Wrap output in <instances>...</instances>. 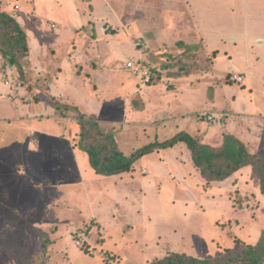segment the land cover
<instances>
[{"label":"rangeland","instance_id":"obj_1","mask_svg":"<svg viewBox=\"0 0 264 264\" xmlns=\"http://www.w3.org/2000/svg\"><path fill=\"white\" fill-rule=\"evenodd\" d=\"M60 3L56 9L52 7L53 0H0V10L17 16L27 34L31 75L18 79L13 69L14 73L5 80L12 85L21 83L22 92L28 93L26 99L21 97L23 102L40 103L45 109V55L50 56V48L59 47V56L70 44L69 52L99 53L96 61L107 73V90L95 79L91 84L92 97L87 89L91 91V86L82 89L79 84L75 85L76 91L62 89V96L68 102L66 95H74L69 103L74 102L79 112L91 118L97 116L101 128L117 134L119 148L129 154L149 141L144 140L146 137H135L132 125L124 124L117 116L123 113L121 95L119 105L112 96L123 91L124 86L119 82L122 74L113 72L136 56L132 42L139 40L143 48L148 47L140 51L148 58L142 62H148L147 67H154L160 74L153 73L152 81L170 87L175 82L172 78L190 75L196 84L202 81L221 86L215 90L214 106L225 104L223 90L230 88L234 94L246 93L255 108L262 111L264 0H83L79 3L61 0ZM116 13L119 16L115 25L104 16L113 18ZM72 22L80 26L76 30L78 34L71 29ZM45 33L57 37L45 39ZM257 38L263 41L260 47L255 46ZM54 42L59 46L50 47ZM205 43L212 53L207 54ZM245 48L251 52V58L253 54L261 56V89L256 88V79L254 83L249 78L245 85L231 80V68L239 72L245 66ZM80 60L75 57L71 64L77 72L76 64H81L79 72H84L89 60ZM137 79L130 77L132 81ZM33 86L40 89H32ZM56 92L47 93L46 100L53 104ZM94 92L110 102L97 99ZM205 92L207 97H213L210 88ZM131 97L137 101L134 94ZM68 106L64 116L57 119L56 130L48 128L45 132V119L40 117L0 123V264H150L172 251L201 258L215 257L237 251L239 243L234 238L246 244L255 241L263 228L264 201L238 197L232 180L225 181L221 188L226 191L220 195L208 191L206 186L181 187L170 176L169 168L154 173L148 165V174L138 172L143 162L152 165L147 157L136 161V179L127 177L130 182L126 187L121 185L122 196L127 192L128 198L117 197L113 188L116 179L85 174L80 167L83 162L78 165L79 183L74 177L54 172L48 174L57 177L51 183L45 177V160L39 152H47L54 146L48 135L56 132L60 133V139L76 143L78 111ZM48 120L55 122L52 118ZM79 152L87 161L86 154ZM86 164L89 168V163ZM34 166L43 168L39 175L31 170ZM216 243L225 248L219 247L224 254L211 251L218 250ZM205 249L208 251L203 252Z\"/></svg>","mask_w":264,"mask_h":264},{"label":"crops","instance_id":"obj_2","mask_svg":"<svg viewBox=\"0 0 264 264\" xmlns=\"http://www.w3.org/2000/svg\"><path fill=\"white\" fill-rule=\"evenodd\" d=\"M60 1L58 2L57 0H53L54 5L52 7L56 9L60 7ZM79 1L83 0H72L73 3H79ZM118 14H113V18L107 16V14L104 16L106 17V19L107 17L110 19V23L111 21H114L112 23L115 25L118 21ZM88 16L90 17V15H86V17ZM74 22L70 23L72 25L71 29H74V32H77L76 30L80 26L76 27ZM70 34L72 35V33ZM52 37V34L49 35V33H45V39L52 40L54 38ZM56 37L57 35L55 36V38ZM137 42H139V40H137L136 42H132L137 51L136 56L130 57L128 60H126L125 63H123L124 65L122 64L123 66L121 68L117 67L118 70H115V72H113L118 75L122 74L119 82L120 84H123L124 90L118 94L115 93L116 96L114 94L112 96L113 102H115L116 105H119L118 101L122 100L120 109L123 108V113L122 115L118 113L117 116H120V118L123 119L122 122L124 124L132 125L131 129L133 130V134L135 137H146L144 138V140H147L149 142H153L155 140L163 141L172 137L179 131H184L189 133L191 136L199 138L201 142L211 145H220L222 142L223 134L230 133L239 138L245 144L249 152H264V104L262 105V111L259 112L246 93L238 91L237 94H234L232 91H230L232 89L224 88L223 91L225 93L226 99L225 104L219 107L214 106L215 90L217 88H221V86L218 87V85H213L210 82L206 84V82L202 81L196 84V81H192V76L190 75L172 78V80H175V82L172 83L170 87H168L164 82H156L155 79L153 81L152 79L147 81L145 78L146 75L144 73H148L149 76L151 75L149 74V68L142 64L143 59L148 60L147 56L142 52L145 48L148 47H146L145 45V48H143L144 45L140 42L141 45H139L140 48H138L139 46H136ZM262 44L263 41L261 40V38H257L255 46L260 47ZM52 45L59 46L58 42H54L49 46L51 47ZM46 47H48V45H45V48ZM69 47L65 48L62 56H59V53L61 51H59V47L50 48V56L45 55V103H47L45 104V109L39 106L40 103L23 102L24 100H22L21 97L25 96L26 99L28 93L22 92L23 88L21 86V83L20 86H18V83H14L13 85L10 83H6V76L14 73V70L9 65H6L5 67L2 66V58L0 55V94H2L0 95L1 124H7L8 122L6 121L8 120H10L11 122H19L23 119L32 121L37 120V118L40 117L45 119V132H47L46 129L48 128L56 130V128H58L57 125H59L57 124V119L59 118V116H61V114L56 110L54 103L56 101H59L62 104H67L75 107L78 106L74 102L69 103V101L73 100L74 95H66L69 98V101L64 102V99L66 98L62 96V89L76 91V84H79L82 89L91 86V91L89 90V88L87 89L88 95L92 97V91L94 90L91 84L95 83L96 79L101 81L100 83L102 84V86L105 85V88H103L104 91L107 90L106 85H109L107 73L105 70H102L103 68L101 69L98 66L99 62L96 61L99 53L96 54L92 51L89 52V50H86L85 52L82 51L81 53L69 52L67 51ZM203 47L207 54L212 53L211 51H208L207 43H205ZM81 48L82 46L80 47V49ZM245 50V66H242L239 72L237 71V69L235 71L234 67L231 68V71H233L232 74H240L242 79L241 81H237L231 77V80L245 85L249 78H251L252 81L253 79H256V88L261 89V78L263 76L262 71L259 67L261 56L253 54V57L251 58V52L249 51V49L245 48ZM75 57L81 58L80 61H84V58L85 61L86 59L89 60V62L86 63L88 67L87 70L84 69V72H79L82 68H80L81 64L77 62L76 65H78V72L74 70L75 67L72 66L71 62ZM29 59L32 63L30 56ZM36 61L38 63V60ZM128 62H132L133 65L139 64L141 72L139 74H134L132 72V69L127 67ZM25 74L28 77H30L29 75H31L27 68L25 69ZM83 74H88L89 76H84ZM13 75L14 77H17L15 74ZM208 75H211V73H208ZM130 77H136L138 79L132 81L130 80ZM206 77L210 78L208 76ZM207 88H210L213 91V97L206 96L205 90ZM32 89L37 88L36 86H33ZM38 89L40 88L38 87ZM53 90H58V92H56V95L54 96L55 99H53L54 103L52 104L49 100L46 99L48 98L47 93L51 94ZM132 94L135 95L137 101L132 100ZM98 96L99 94L95 95L97 99H101L103 101L108 99ZM119 96L121 100L119 99ZM74 100H76L77 102V99ZM108 102H110L109 99ZM134 102H136L137 105H135ZM114 106L115 104L112 107ZM195 107L199 109L196 110ZM82 113H84L88 118H91L85 112ZM115 115L112 116L115 118ZM209 116H211V119H209ZM9 117L10 119H8ZM92 117L93 118L91 119H94L98 122L101 121L99 118H97V116L96 118L94 116ZM110 117L105 116V118ZM49 118L55 120L56 124L55 122L48 120ZM207 118L209 119V121L207 120ZM43 134L45 135V133ZM59 134V132H56L53 135L49 134V139H51L50 143L54 146H51L49 150H46L47 152H39L43 153L41 154V156L45 160V177L49 181L52 178H57L48 176V174L54 172L56 175L62 176L65 174L69 178L74 177L77 180V183H79V181L81 180L78 170V165L80 162H83L80 167L83 168V172H85V174H92L94 173V171L89 169L91 168L90 166L88 168L86 164L88 160L86 161L84 155L79 152L80 150L75 146V142L73 140L65 138L66 136L64 137L65 140L63 138L60 139L61 137L58 136ZM115 138L116 141H118L117 134ZM61 144L63 146H61ZM117 144L119 145V142H117ZM147 157H150L148 160H150L153 166L148 162H143V164L138 167V172L140 171L142 175L149 173V166L152 167L154 173L169 168V173H171L170 176L175 179L177 183H180L178 186H184L186 188H191V185H199L200 187L206 186L208 191H216L219 195L223 193V191H226L222 190V188H224L223 185H225V181L232 180L234 182V189L238 191H235V194L238 197H252V195L255 194L256 198H261L264 201V196L259 192L258 181L256 180L250 166H245L239 169L224 181L206 183V181L200 176L197 169L192 165L189 151L183 142H178L170 148L153 151L152 153L142 156L140 159H146ZM160 158H164V160L160 161ZM135 163L133 169L126 173L113 176H100L96 173H94V175L116 179V183L113 185V188H116L117 197L120 196L121 198H128L127 192H125L126 195L122 196L120 188L121 185L122 187H126L127 183L130 182L127 181V177L130 178L132 176L134 177V179H136ZM27 166L31 167V165L29 164H27ZM31 170L34 171L36 175H39V172H41L43 168L40 166L39 169H37V166H34V168ZM75 175H77L78 178H76ZM57 181H53V183H57ZM142 181L145 182V180ZM77 183V186L80 185ZM220 184H222V186L219 187ZM141 187H144L142 183ZM249 187L251 188L250 191L249 189H247ZM118 201L121 204L123 202L122 200ZM260 220H262V218ZM262 223V226H264V220ZM220 246L221 245L216 243V247L218 248V250L213 249L211 251H214L217 254H224L225 251L222 249L224 251L223 252L221 249H219ZM239 246L240 245L238 244V248ZM205 251L208 250L205 249L203 252Z\"/></svg>","mask_w":264,"mask_h":264},{"label":"trees","instance_id":"obj_3","mask_svg":"<svg viewBox=\"0 0 264 264\" xmlns=\"http://www.w3.org/2000/svg\"><path fill=\"white\" fill-rule=\"evenodd\" d=\"M0 54L3 67L9 65L15 70L18 79L25 78V69L29 70L31 65L27 34L17 17L5 10H0ZM142 64L147 66L148 62ZM148 70L151 75L149 80L153 79V73L160 75L154 67ZM54 106L61 116L69 107L59 101ZM71 109L77 110L75 106ZM76 122L79 130L75 146L86 154L89 166L97 175L113 176L129 172L142 156L183 142L189 151L192 165L206 183L224 181L239 169L250 166L258 181L259 192L264 196V152H249L245 144L230 133L223 134L220 145H211L187 132L179 131L168 139L149 142L124 154L114 133L103 130L98 121L78 111ZM242 198H256V195ZM245 205L249 206V203ZM233 241L239 243V249L231 253L227 251L222 256L201 258L186 252L172 251L152 260L150 264H264V226L251 244L235 238Z\"/></svg>","mask_w":264,"mask_h":264},{"label":"built area","instance_id":"obj_4","mask_svg":"<svg viewBox=\"0 0 264 264\" xmlns=\"http://www.w3.org/2000/svg\"><path fill=\"white\" fill-rule=\"evenodd\" d=\"M139 45H141V43L140 42H137L136 43V46H139ZM127 67L128 68H131L132 69V72L134 73V74H139L140 72H141V70H140V68H139V64H137V65H133L132 64V62H128L127 63ZM145 75H146V80L148 81L149 80V75H148V73L146 74V73H144ZM232 78L234 79V80H237V81H241V79H242V77H241V75L239 74V75H236V74H232ZM6 83L8 84L9 83V81L7 80L6 81ZM18 86H20V83H18ZM209 119H211V116H209Z\"/></svg>","mask_w":264,"mask_h":264}]
</instances>
